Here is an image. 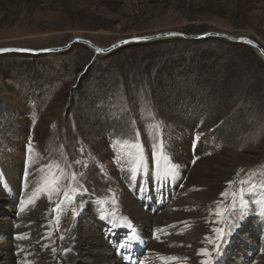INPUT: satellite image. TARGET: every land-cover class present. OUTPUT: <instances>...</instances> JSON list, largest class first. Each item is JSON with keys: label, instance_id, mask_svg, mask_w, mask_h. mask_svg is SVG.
<instances>
[{"label": "rangeland", "instance_id": "obj_1", "mask_svg": "<svg viewBox=\"0 0 264 264\" xmlns=\"http://www.w3.org/2000/svg\"><path fill=\"white\" fill-rule=\"evenodd\" d=\"M169 32L246 37L264 50V0H0V49L39 51L73 39L106 49ZM177 144L189 147L184 177L170 158ZM49 163L64 176L50 198ZM162 165L181 175L164 180ZM193 167L201 183L184 195ZM262 174L264 62L246 45L177 38L108 55L81 44L54 55H0V264L13 262L14 249L25 251L30 264H107L98 248L116 249L132 235L129 223L144 246L117 264H149L147 257L160 255L153 243L159 223L167 225V260L179 258L170 264H200L198 252L212 247L205 237L235 222L239 201L236 215L215 212L233 208V193L248 187L242 179ZM33 192L34 202L20 212ZM247 195L264 200V191ZM257 202L249 203L216 264H264ZM177 203L185 205L181 214ZM74 240L82 252L66 263Z\"/></svg>", "mask_w": 264, "mask_h": 264}, {"label": "snow or ice", "instance_id": "obj_2", "mask_svg": "<svg viewBox=\"0 0 264 264\" xmlns=\"http://www.w3.org/2000/svg\"><path fill=\"white\" fill-rule=\"evenodd\" d=\"M127 43V42H125ZM246 43H251L250 41H246ZM0 51H9V49H0ZM99 52L100 50L97 49ZM125 103V108L124 111L127 112L129 111L128 107V101L125 98L124 100ZM145 105L150 109V104L148 101L145 99ZM200 136L197 135L195 138L197 141L199 140ZM32 150V144L31 140H29V151ZM84 167H87V165H83ZM44 168L52 170L54 169L55 171H52L50 174V178L46 180L45 182V189H47L49 193V198L51 196V193L57 192L59 190V181L64 178L63 176V169H61L59 164L56 163H49L44 166ZM137 171V170H134ZM28 172H27V165H26V170H25V177H27ZM72 181L76 180L75 174L72 175L71 177ZM232 182H229V186H231ZM241 185H248V187H241L238 190V193H233V208L232 209H220L215 212V215L217 217L223 218L226 215L232 216L236 215L235 213V207L237 200L239 201V214L236 216L235 222H230L227 227L225 228H220L216 227L213 228L212 231L215 233L214 238L210 237H205V239L208 241L209 244L212 245L211 249H201L200 252H198V255L204 257V259L201 260L200 264H216L217 258L220 256L222 250H223V245L228 242V237L232 236L233 233L236 231V229L240 228L242 226V221L246 218V216L249 214L247 209L249 206V203L252 202H257L255 201L254 197L249 198L247 194L254 193L257 190L264 191V174L256 177L255 179H242L240 181ZM41 189L37 188L36 191H40ZM72 191H75V188L72 189ZM36 193L33 192V196L29 198L28 201H21L20 203V212H24L27 204L33 203L34 202V197ZM222 195H227V193H223ZM65 199H69V193L65 192L64 193ZM257 203H260L262 205V212L261 215H264V200L258 201ZM59 207V205H57ZM55 211V209H53ZM73 215L75 216L76 213L74 212ZM120 219L125 220L126 218L121 217ZM215 223H221V220L215 221ZM114 224L116 226H120L117 221L114 220ZM128 228L132 230V235L127 236L124 240L118 242L117 247L120 249L126 256L129 261L132 260V256L130 254V248L133 244V242L136 239L135 236V231L132 229V225L129 223ZM26 235H18L15 237V239H26ZM63 239V237H62ZM22 251V250H21ZM169 260H177L179 258L177 257H170L168 258ZM186 259V258H185ZM136 264H142V262L137 261Z\"/></svg>", "mask_w": 264, "mask_h": 264}, {"label": "bare ground", "instance_id": "obj_3", "mask_svg": "<svg viewBox=\"0 0 264 264\" xmlns=\"http://www.w3.org/2000/svg\"><path fill=\"white\" fill-rule=\"evenodd\" d=\"M135 38V37H134ZM164 40H167V39H164ZM170 145V144H169ZM186 145V144H185ZM191 148L193 150H195V146H191ZM187 149H188V152H189V147L187 148V146H183L181 144H177L176 145V148L174 150V152L171 153V159L173 161V163L179 168V170L182 172V175L184 177V174L186 173L187 170H185V166H184V163H185V155H186V152H187ZM185 154V155H184ZM191 154V153H190ZM185 156V157H184ZM200 159V157H199ZM168 163L170 164V162L168 161ZM163 166V165H162ZM192 170H190V172L188 173L187 177L185 178L184 182H182V193L185 195L188 194V193H192L190 192L188 189L190 188V186H199V183L200 182V179L198 178L199 176V171L198 168L196 167H193L191 168ZM161 173H162V178L165 179H170V180H174V177L177 176V175H181L179 173V171L176 169V170H173V171H170V168H167L166 166L163 168H161ZM201 173V172H200ZM184 179V178H183ZM5 184L7 185V187H11L12 185L8 182L5 181ZM201 185V184H200ZM196 198L198 201H203L202 198L198 195H196ZM206 202V201H205ZM176 207H177V211L175 212L176 214H181L183 213V210L185 205L184 204H179L177 203L176 204ZM132 208V207H130ZM174 213V214H175ZM26 214V213H25ZM175 214V215H176ZM133 215V214H132ZM130 216V215H129ZM142 216V215H141ZM30 217V216H28ZM180 217V216H179ZM133 218V217H132ZM138 218V217H136ZM141 218V217H140ZM131 219V218H130ZM29 220V219H28ZM161 220V219H160ZM174 220V219H173ZM177 220V219H176ZM133 221V220H132ZM164 221V220H163ZM112 221L110 220V223ZM136 222V220H135ZM23 225V224H22ZM181 227V226H180ZM26 229V228H25ZM27 231V230H26ZM166 232H167V225H164L162 223H159L158 224V228L156 230L154 234V240H153V243L156 241L159 242V244H157L156 246V249H157V253H159L160 255H156V258H149L147 257V260H149V264H170L172 261L171 260H167V257L168 255L165 254V248H164V236L166 235ZM43 233V232H42ZM138 234V232H136ZM45 235V234H44ZM162 237V238H161ZM46 238V236H45ZM100 242V241H99ZM98 243V242H97ZM199 244L200 246L203 245V242L202 241H199ZM154 245V244H153ZM143 243L141 241V235L138 234V237H137V241L135 240L130 248V253H134L133 251L137 250L138 248H143ZM70 249V255L67 253V260H66V263H70V262H76V260L79 258V254L80 252H82L80 250V247H79V242L77 243V241H73V244H71L69 246ZM73 248V249H72ZM92 248V247H91ZM96 248V247H95ZM110 246L108 243H105V245L102 243L101 244V247L98 248V252L101 254L102 256V259H103V256L106 255L110 258V261L107 263V264H117V262H119L120 260L123 259V261L125 262H130L127 257H124V253L118 249V247H116V249L112 250V249H109ZM90 249V248H89ZM97 250V249H96ZM101 252H105V254L101 253ZM156 253V254H157ZM151 254V253H150ZM96 255V254H95ZM153 255V254H152ZM151 255V256H152ZM155 255V253H154ZM163 255H165L164 257H162ZM25 251H21V249H14V253H12V257H11V260L13 262H10L11 264H30L29 261L25 258ZM64 257V256H63ZM96 257V256H95ZM82 258V257H81ZM98 259V258H97ZM10 260V261H11ZM89 260V259H88ZM108 260V258H107ZM99 261V260H98ZM104 262V261H103ZM49 263V262H48ZM95 263V262H94Z\"/></svg>", "mask_w": 264, "mask_h": 264}, {"label": "water", "instance_id": "obj_4", "mask_svg": "<svg viewBox=\"0 0 264 264\" xmlns=\"http://www.w3.org/2000/svg\"><path fill=\"white\" fill-rule=\"evenodd\" d=\"M218 38V39H223L226 40L229 43L232 44H242L250 47L252 50L256 52L258 57L264 62V50L260 47L258 43H256L253 40H250L246 37H231L225 34L221 33H207L203 35H184L182 33H177V32H169V33H162V34H157V35H152V36H147V37H140V38H132L128 40H121L110 47L103 49L95 46L92 42L84 39H73L69 43H67L64 47H58V48H49L46 50H39V51H33L29 49H20V48H1V49H9V51H0V55H5V54H20V55H32V56H40V55H54L58 53H64L69 50V48L72 47L74 44H81L86 47H88L90 50L93 51L95 55H108L124 46H128L130 44H136V43H148L151 41H157V40H164V39H184V40H203L206 38ZM246 41H250L251 43H246ZM127 42V43H125ZM97 49L100 51L98 52Z\"/></svg>", "mask_w": 264, "mask_h": 264}]
</instances>
